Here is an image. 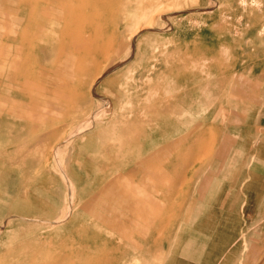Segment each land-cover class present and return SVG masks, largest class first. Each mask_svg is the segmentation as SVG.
<instances>
[{
    "label": "rangeland",
    "instance_id": "1",
    "mask_svg": "<svg viewBox=\"0 0 264 264\" xmlns=\"http://www.w3.org/2000/svg\"><path fill=\"white\" fill-rule=\"evenodd\" d=\"M0 264H264V0H0Z\"/></svg>",
    "mask_w": 264,
    "mask_h": 264
},
{
    "label": "crops",
    "instance_id": "2",
    "mask_svg": "<svg viewBox=\"0 0 264 264\" xmlns=\"http://www.w3.org/2000/svg\"><path fill=\"white\" fill-rule=\"evenodd\" d=\"M9 113H10L11 115L15 116V118H19V119H21V117H22V118H25V117H32V118H33V121H35V117H34V115H33V114L30 115V113L20 112V111H17V110H16V111L11 110V111H9ZM23 116H24V117H23ZM29 126H30V125H28V128H29ZM31 126H32V132H35V123H31ZM18 142H21L20 145L24 144V142L21 141V138H19ZM23 147H24V146H23ZM23 149H25V148H23ZM27 174H28V173H25L24 175H27Z\"/></svg>",
    "mask_w": 264,
    "mask_h": 264
},
{
    "label": "bare ground",
    "instance_id": "3",
    "mask_svg": "<svg viewBox=\"0 0 264 264\" xmlns=\"http://www.w3.org/2000/svg\"><path fill=\"white\" fill-rule=\"evenodd\" d=\"M37 3L33 4L30 6V8H28L27 10H24V13L28 14V15H31L34 14L36 11H37V6H36ZM33 16V15H31ZM28 19V18H27ZM35 36H32V34H30V32H28L27 36H25L24 38L27 39V38H32V39H35L34 38ZM23 36L21 37V39H24ZM22 48V47H21ZM24 49V48H23ZM24 53V51H23ZM21 59V58H20ZM151 82V81H150ZM13 110V109H12ZM14 111V110H13Z\"/></svg>",
    "mask_w": 264,
    "mask_h": 264
}]
</instances>
